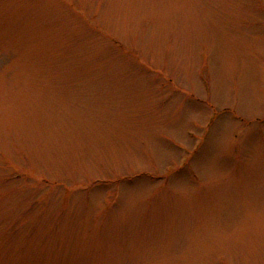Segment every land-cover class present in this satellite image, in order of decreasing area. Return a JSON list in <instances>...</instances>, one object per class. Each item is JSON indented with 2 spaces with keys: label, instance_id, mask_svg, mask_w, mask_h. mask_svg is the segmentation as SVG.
<instances>
[{
  "label": "rangeland",
  "instance_id": "rangeland-1",
  "mask_svg": "<svg viewBox=\"0 0 264 264\" xmlns=\"http://www.w3.org/2000/svg\"><path fill=\"white\" fill-rule=\"evenodd\" d=\"M0 264H264V0H0Z\"/></svg>",
  "mask_w": 264,
  "mask_h": 264
}]
</instances>
